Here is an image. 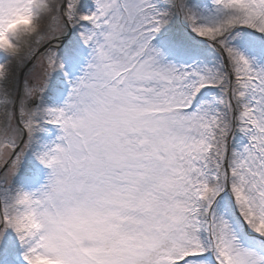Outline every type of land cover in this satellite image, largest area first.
<instances>
[{
    "label": "snow or ice",
    "instance_id": "obj_1",
    "mask_svg": "<svg viewBox=\"0 0 264 264\" xmlns=\"http://www.w3.org/2000/svg\"><path fill=\"white\" fill-rule=\"evenodd\" d=\"M81 2L0 0V243L23 264H264V0ZM77 26L90 58L45 106Z\"/></svg>",
    "mask_w": 264,
    "mask_h": 264
},
{
    "label": "rangeland",
    "instance_id": "obj_2",
    "mask_svg": "<svg viewBox=\"0 0 264 264\" xmlns=\"http://www.w3.org/2000/svg\"><path fill=\"white\" fill-rule=\"evenodd\" d=\"M78 7L81 12L87 14L95 9L94 0H82L81 5ZM85 26L90 25H86L85 22ZM80 31L79 26L71 28L57 49V55L63 63L64 69L63 71L53 72L49 78L42 97L45 106L60 107L63 105L70 91L69 81L75 80L82 74V70L90 58L91 50L80 39ZM163 40L164 38L161 37L155 43L163 46ZM65 73H67V76H65ZM59 135L60 132L57 126L51 124L41 125V128L34 133V142L26 153L17 177V183L26 188L34 189L45 181L48 169L39 163L34 153L41 151L44 145L50 144ZM21 251L22 249L14 234L9 232L4 237L3 242L0 243V264H23L20 257Z\"/></svg>",
    "mask_w": 264,
    "mask_h": 264
},
{
    "label": "trees",
    "instance_id": "obj_3",
    "mask_svg": "<svg viewBox=\"0 0 264 264\" xmlns=\"http://www.w3.org/2000/svg\"><path fill=\"white\" fill-rule=\"evenodd\" d=\"M30 175V174H29Z\"/></svg>",
    "mask_w": 264,
    "mask_h": 264
}]
</instances>
